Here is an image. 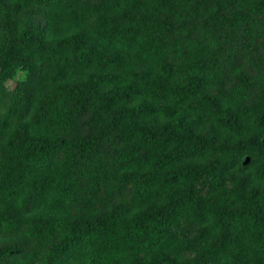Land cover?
Segmentation results:
<instances>
[{
    "label": "trees",
    "instance_id": "obj_1",
    "mask_svg": "<svg viewBox=\"0 0 264 264\" xmlns=\"http://www.w3.org/2000/svg\"><path fill=\"white\" fill-rule=\"evenodd\" d=\"M0 264H264V0H0Z\"/></svg>",
    "mask_w": 264,
    "mask_h": 264
},
{
    "label": "rangeland",
    "instance_id": "obj_2",
    "mask_svg": "<svg viewBox=\"0 0 264 264\" xmlns=\"http://www.w3.org/2000/svg\"><path fill=\"white\" fill-rule=\"evenodd\" d=\"M14 86H15V83H14V82H10V83H9V87H10V88H12V89H13V88H14Z\"/></svg>",
    "mask_w": 264,
    "mask_h": 264
}]
</instances>
